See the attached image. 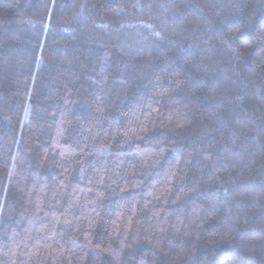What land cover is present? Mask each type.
Masks as SVG:
<instances>
[{
	"label": "trees",
	"instance_id": "1",
	"mask_svg": "<svg viewBox=\"0 0 264 264\" xmlns=\"http://www.w3.org/2000/svg\"><path fill=\"white\" fill-rule=\"evenodd\" d=\"M0 264H264V0H0Z\"/></svg>",
	"mask_w": 264,
	"mask_h": 264
}]
</instances>
